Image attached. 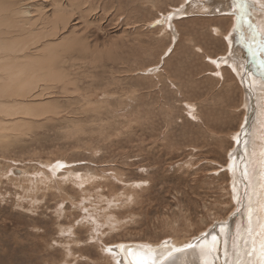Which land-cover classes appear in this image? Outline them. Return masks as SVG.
<instances>
[{
	"label": "rangeland",
	"instance_id": "rangeland-1",
	"mask_svg": "<svg viewBox=\"0 0 264 264\" xmlns=\"http://www.w3.org/2000/svg\"><path fill=\"white\" fill-rule=\"evenodd\" d=\"M7 1L32 10L47 66L29 102L46 112L0 140V264H116L119 244H190L235 214L245 91L219 61L233 15L184 12L214 0ZM261 216L259 244L233 232L203 264H262Z\"/></svg>",
	"mask_w": 264,
	"mask_h": 264
},
{
	"label": "bare ground",
	"instance_id": "bare-ground-1",
	"mask_svg": "<svg viewBox=\"0 0 264 264\" xmlns=\"http://www.w3.org/2000/svg\"><path fill=\"white\" fill-rule=\"evenodd\" d=\"M6 1H2L3 3L0 2V140L9 139L10 135L15 133L18 134L22 131L26 126L23 124V117H33L37 115V113L46 112V109L41 111L37 105H31V102L35 101L34 98L41 97L42 91L45 90L40 88L38 92H34V88L38 87L39 83L44 82L43 79L46 77L47 66L46 53H44L42 42H39L40 40L32 42V35L34 34L30 32L32 26H30L31 19L28 18L29 15L32 14V10L28 7L29 4L28 6L24 4H21V6H12L10 5L12 2L7 4ZM24 1L25 0H23V2ZM185 1L188 2L187 0ZM247 1L248 0H214V3L210 1H195L193 4L190 3L191 5L188 7V10L184 11L185 13L196 12L204 14L209 13L211 15H222L225 13L226 16L233 15L231 17L232 20H234V22L231 23V26H233L232 35L228 38L231 57L230 59L227 57V59L220 58L221 60L219 61L221 65L226 64L228 66L230 64L231 67H233L232 69L237 72L236 77L243 84L245 91L244 107L247 116L244 120L242 132L237 135L236 153L231 154L232 163L235 161V164L233 163L230 165L233 171L232 177L235 178V182L233 181L232 183L234 190L233 198L237 204V210L235 214H233L234 216L232 215L230 219L223 223L218 222V224L209 231L211 234L207 236V243L204 242V237L202 235L191 241L190 244L196 245L194 248L184 247L185 244L190 241L176 242L173 240L172 243L170 241L172 246L181 248L182 252L170 259L171 261L169 263H167V261V264H191V262L188 261H194V259L198 257V254H201L199 259L192 262V264H203L200 258L207 253V250H210L209 248L213 247L217 241H221L223 237L231 235L236 231H238V234L242 235L246 233L252 240L256 239L257 244H259V240L261 242L259 230L262 226L261 222H258V219H261V215L264 214V67H262L264 54L253 55L248 50L247 45L252 42L253 27L258 29L261 35H264V1L259 0V4L252 6L255 13L248 11L251 5L248 4ZM26 14L28 17H26ZM175 14H177V12L173 13L172 16ZM170 16L171 14L167 16V27L171 26L169 25L171 24ZM164 19L165 18L162 20ZM162 26L164 27V25ZM32 49L38 50H36V54L31 53ZM220 72L223 73L222 70ZM47 75L50 76L51 74L49 73ZM53 77H56L55 74H53ZM29 100H31V102H29ZM257 123H259L258 126ZM245 159H248L250 163L251 170H249V172L246 171L247 166L243 164ZM240 174L243 180H240V184L238 185L239 179L236 178H239L238 175ZM244 178H247V180H244ZM255 183L257 188L254 186L253 189L252 186ZM242 188H246V192L243 191L244 189L242 190ZM254 190L256 194L260 196L257 208L253 206V203L252 205L250 203L246 205L243 204L245 205L244 209L241 208L246 197L249 198L255 195ZM256 211L258 212V219L253 221L252 219H254L253 217ZM239 217H241V219ZM235 219L236 222H233ZM245 227V230L248 232L244 231ZM262 232H264V228ZM262 232L261 236L264 234ZM252 233L255 235L252 236ZM213 235L217 237L215 242L212 241ZM263 240L264 239H262V242ZM120 245L123 244H119L118 246ZM258 253L262 261L264 258V246L259 248ZM216 258L211 260L212 264H219ZM186 261L188 263H185ZM262 262V264H264V261ZM254 263L261 264L258 258Z\"/></svg>",
	"mask_w": 264,
	"mask_h": 264
},
{
	"label": "snow or ice",
	"instance_id": "snow-or-ice-1",
	"mask_svg": "<svg viewBox=\"0 0 264 264\" xmlns=\"http://www.w3.org/2000/svg\"><path fill=\"white\" fill-rule=\"evenodd\" d=\"M248 50L253 54H264V35H261L258 29L253 27L252 42L247 45ZM264 67V61H262ZM211 233L202 234L204 242L207 243V236ZM217 240L216 236H212V241ZM196 245L186 244L185 248H194ZM124 252L125 264H165L167 257L172 255L173 251H182L181 249L169 248L167 242L162 246V250L157 254L148 246H137L136 248L119 246ZM147 249V250H145Z\"/></svg>",
	"mask_w": 264,
	"mask_h": 264
},
{
	"label": "water",
	"instance_id": "water-1",
	"mask_svg": "<svg viewBox=\"0 0 264 264\" xmlns=\"http://www.w3.org/2000/svg\"><path fill=\"white\" fill-rule=\"evenodd\" d=\"M211 3H214V1H211ZM215 3H216V1H215ZM217 12H218V10H217ZM214 13H216V12H214ZM214 15H217V14H214ZM234 153H236V152H234ZM209 231H211V230H209ZM209 231L207 233H209ZM123 245L126 247H132V248H136L137 246H148L152 250H154L155 253L158 254L162 250V246L164 245V243H162L159 246H150V245H146V244H130V243L129 244H123ZM167 246L169 248L181 249V248H176L175 246H172V244L170 242H167ZM110 250H111L110 254L115 258L116 264H125L124 252L122 251V249L119 246L114 247L113 250L112 249H110ZM145 250H147V249H145ZM180 252H182V251H173L172 255L170 257L166 258L165 263L167 261H169L170 259H172L173 257H175L176 255H178Z\"/></svg>",
	"mask_w": 264,
	"mask_h": 264
}]
</instances>
